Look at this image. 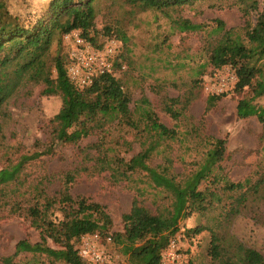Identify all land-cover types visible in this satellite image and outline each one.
Here are the masks:
<instances>
[{"label":"rangeland","instance_id":"1","mask_svg":"<svg viewBox=\"0 0 264 264\" xmlns=\"http://www.w3.org/2000/svg\"><path fill=\"white\" fill-rule=\"evenodd\" d=\"M50 1L6 0L10 12L22 22L48 17ZM232 2L198 0L163 14L139 11L127 0L96 1L98 34L93 46L104 48L110 42L118 46L112 59L113 74L132 98L130 107L138 128L117 119L102 120L100 127L79 142L50 147L52 120L62 106L61 98L45 96L43 85L31 84L6 102L0 114V170L16 164L24 155L52 150L28 163L17 181L0 189V205L7 201L19 207L14 215L0 212V264L15 253L19 241L35 244L41 239V231L32 225L26 210L33 205L43 208L53 198L60 200L66 188L73 198H85L106 208L113 226L108 235L110 243L106 242L107 237L102 238L103 244L125 264L122 244L115 237L123 232L122 216L130 212L135 200L157 211L169 206L171 198L166 191L155 188L145 172L120 176L115 172L117 160L129 161L156 145L148 164L167 167L171 175L184 178L197 169L196 164L215 138L227 140L225 157L214 172L218 182L210 178L202 183L201 190L209 187L219 198L206 211L196 212L181 222L180 231L171 242L175 248L164 252L162 264H187L190 260L194 264L210 263V231L193 238L185 234L187 229L198 226L211 228L227 241L243 243L264 256V122L256 116L238 119L237 104L251 96L250 89L236 93L237 78L232 67L218 68L212 62L213 49L226 30L241 29L249 20L252 26L255 24L256 13L245 17ZM181 20L202 28L182 32L178 25ZM216 20L222 21L225 29L218 30ZM106 28L111 35L104 33ZM75 34L81 37L79 31L71 32L60 48L68 70L74 67V54L83 51ZM223 79L227 83L224 88ZM212 95L224 96L206 113L207 99ZM171 100L176 102L172 104ZM258 106L264 107V98ZM171 107L173 113L168 112ZM146 110L175 130L176 136L159 142L153 138L148 132ZM258 182L261 186L255 191L253 187ZM228 183L245 185L242 190L230 192L224 187ZM242 194L246 200L238 205L236 199ZM236 206L240 212L228 217L229 210ZM53 212L52 219L61 220L59 203L49 214ZM49 245L54 246L51 242ZM171 253L175 259L169 257ZM31 258L29 253H23L14 262L26 264ZM38 260L50 264L46 255Z\"/></svg>","mask_w":264,"mask_h":264},{"label":"trees","instance_id":"2","mask_svg":"<svg viewBox=\"0 0 264 264\" xmlns=\"http://www.w3.org/2000/svg\"><path fill=\"white\" fill-rule=\"evenodd\" d=\"M96 1L51 0L48 17L22 22L19 16L10 12L6 0H0V114L6 102L22 88L31 84L43 85V95L59 96L62 101L59 112L52 120L50 147L55 143L79 142L100 127L102 120L111 122L117 119L127 126L138 128L130 107L132 98L124 90L120 79L111 74H102L94 77L90 86L80 88L69 76L66 62L60 55L64 37L74 31H79L87 43L96 45ZM196 1L127 0V3L139 11L168 14L177 6ZM231 5L237 6L245 17L256 13L255 24L252 26L249 20L241 29L226 30L213 49L212 62L218 68L226 65L232 67L237 78L234 86L236 93L242 94L246 88L250 89L251 96L240 99L237 104L238 119L256 116L264 122V107L258 106L259 100L264 98V0H233ZM215 22L218 30L225 29L222 21ZM178 25L182 32L202 28L189 20H181ZM104 33L111 35V30L106 28ZM223 96H209L206 113ZM171 102L174 104L176 100ZM168 112L173 113L172 107L168 108ZM145 115L150 123L148 132L158 142L176 136V131L161 124L153 112L146 110ZM212 140L202 160L196 164L197 169L184 178L171 175L167 167H151L148 164L156 145L139 152L129 161L117 160L119 166L115 172L120 176L145 172L155 188L166 191L171 198L169 206L157 211L135 200L130 212L122 216L123 232L116 233L115 237L122 244L125 264H162L164 252L180 231L181 222L196 212L206 211L210 203L219 198L209 187L201 190L202 183L210 178L218 182L214 172L226 153V139ZM51 150L24 155L16 164L1 169L0 189L17 181L28 163ZM260 184L256 183L253 189L256 191ZM244 185L228 183L224 187L234 192L242 190ZM236 200L241 205L246 196L242 194ZM57 203L61 206L62 214L59 221L52 219L54 212L49 214ZM4 210L14 215L19 207L15 202L8 204L5 201L0 205V212ZM26 212L32 225L41 231V239L35 244L28 240L19 241L15 253L2 259L4 264H15V259L23 253L32 255L26 264H44L38 260L41 255H46L50 264H90L78 255L79 239L93 234L106 239L113 226L104 206L85 198H73L67 188L60 200L50 199L43 208L33 205ZM239 212L237 206L233 207L228 217ZM204 231L211 233L209 264H264V256L259 251L240 242L227 241L221 233L211 228L198 226L187 229L185 234L193 238ZM49 242L54 246H50ZM107 250L111 251L109 247ZM187 264L194 262L190 260Z\"/></svg>","mask_w":264,"mask_h":264},{"label":"built area","instance_id":"3","mask_svg":"<svg viewBox=\"0 0 264 264\" xmlns=\"http://www.w3.org/2000/svg\"><path fill=\"white\" fill-rule=\"evenodd\" d=\"M70 35L68 34L67 37ZM79 47L83 48L74 54V67H71L69 76L79 87L90 86L94 77L102 74H113L112 59L117 53L118 46L115 42H110L104 48H98L87 43L83 38L74 35ZM225 80H221V87H226ZM222 91V90H221ZM111 237L106 239L110 243ZM170 249L175 248L171 243ZM78 255L90 264H122L118 255L111 254L107 250L106 244L99 234L85 235L77 243ZM171 259H175V254H169Z\"/></svg>","mask_w":264,"mask_h":264}]
</instances>
